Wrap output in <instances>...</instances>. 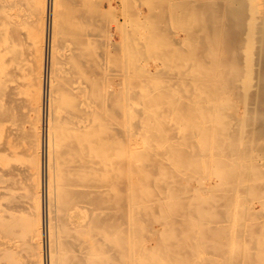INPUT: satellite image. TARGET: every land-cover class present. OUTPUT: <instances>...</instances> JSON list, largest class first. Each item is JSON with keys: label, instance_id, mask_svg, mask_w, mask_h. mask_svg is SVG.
<instances>
[{"label": "bare ground", "instance_id": "bare-ground-1", "mask_svg": "<svg viewBox=\"0 0 264 264\" xmlns=\"http://www.w3.org/2000/svg\"><path fill=\"white\" fill-rule=\"evenodd\" d=\"M95 1L0 0V264H264V0Z\"/></svg>", "mask_w": 264, "mask_h": 264}, {"label": "rangeland", "instance_id": "rangeland-1", "mask_svg": "<svg viewBox=\"0 0 264 264\" xmlns=\"http://www.w3.org/2000/svg\"><path fill=\"white\" fill-rule=\"evenodd\" d=\"M94 0H92V2H93ZM98 1V0H97ZM97 1H95V3H96V5H97ZM102 3V4H101ZM113 5H114V7H116V9L117 10H119V8H120V1L119 0H114L113 1ZM98 6H100V7H106V1L105 0H99V2H98ZM33 17H35L34 15H32V18ZM34 19H36V17L34 18ZM39 20V19H38ZM37 19H36V21L37 22H39ZM117 21L118 22H128L129 20L127 19V20H124V17H122V15H121V13H119V11L117 12ZM110 30L112 31V32H115V26H114V24H111L110 25ZM101 37V38H104L101 34H99L98 35V37ZM119 38H118V36L117 35H114L113 37H112V40H113V42H117V41H119L118 40ZM148 64H149V66L150 67H152V68H155L156 67V64L154 63V61H151V60H148ZM256 205V207H258V205L257 204H255Z\"/></svg>", "mask_w": 264, "mask_h": 264}]
</instances>
